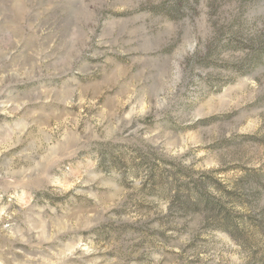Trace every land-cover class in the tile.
<instances>
[{
    "label": "rangeland",
    "instance_id": "374dc122",
    "mask_svg": "<svg viewBox=\"0 0 264 264\" xmlns=\"http://www.w3.org/2000/svg\"><path fill=\"white\" fill-rule=\"evenodd\" d=\"M0 264H264V0H0Z\"/></svg>",
    "mask_w": 264,
    "mask_h": 264
}]
</instances>
